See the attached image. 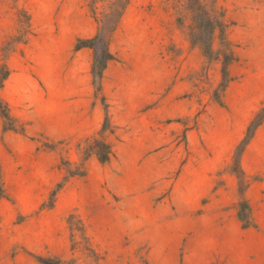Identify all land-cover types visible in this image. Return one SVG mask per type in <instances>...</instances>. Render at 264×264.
Returning <instances> with one entry per match:
<instances>
[{"label":"rangeland","instance_id":"374dc122","mask_svg":"<svg viewBox=\"0 0 264 264\" xmlns=\"http://www.w3.org/2000/svg\"><path fill=\"white\" fill-rule=\"evenodd\" d=\"M111 1L0 0V264H264V0Z\"/></svg>","mask_w":264,"mask_h":264},{"label":"trees","instance_id":"16d2710c","mask_svg":"<svg viewBox=\"0 0 264 264\" xmlns=\"http://www.w3.org/2000/svg\"><path fill=\"white\" fill-rule=\"evenodd\" d=\"M127 3H128V0H114V1L110 2L112 9H113V6H119V10L115 9V12H113L109 16V18H111V20L113 22V27L111 28V31L114 29L115 25L117 24L119 17L122 13V10L125 8ZM98 38H99V34H97L96 36H94L91 39H78V43L76 44V48H81L83 46H93V44L95 43V41H97ZM111 58H112V55L107 50V48L105 49V51L102 54L98 55L97 53H95V55H94V61L92 64V71L91 72H92V76L94 78V81H96L98 83L99 87H100V81L102 78L103 70L105 69L107 62ZM8 74H9V70H8L6 64L4 63V64H2L1 71H0V87L3 84V81L7 78ZM0 114L6 120L12 119V117L9 113V106H8L7 102L1 98V96H0ZM263 121H264V105L261 106L260 109L253 116L252 120L250 121V123L246 129V136L244 137V139H242V141L238 145V148L236 150L237 160L240 157L245 146L251 140L255 130ZM11 128L12 127H10V126L6 127V129H11ZM103 130H104V128H102V131ZM99 144L101 146V151L97 150V151H94V153L96 154L97 158L101 162H106L109 160V157L111 155V146H110V144L105 143L103 141H100Z\"/></svg>","mask_w":264,"mask_h":264}]
</instances>
